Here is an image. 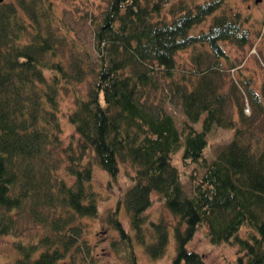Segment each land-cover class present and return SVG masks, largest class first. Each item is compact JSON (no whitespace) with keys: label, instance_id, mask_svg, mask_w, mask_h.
Here are the masks:
<instances>
[{"label":"trees","instance_id":"obj_1","mask_svg":"<svg viewBox=\"0 0 264 264\" xmlns=\"http://www.w3.org/2000/svg\"><path fill=\"white\" fill-rule=\"evenodd\" d=\"M221 2L103 0L91 14L87 47L69 33L53 0H0V233L38 228L13 239L12 264L77 263L88 246L82 216L97 212L93 162L110 182L121 163L132 168L124 167L128 182L104 215L130 244L129 264L136 260L118 218L121 203L151 257L162 253L171 230L166 264H209L187 244L201 223L211 242L235 244L225 264H264V79L258 89L234 68L224 41L245 44L250 30L246 16ZM210 13L205 27L193 29ZM185 47L187 63L178 66L174 52ZM82 80L83 94L72 88L66 114L74 128L63 144L59 91ZM166 102L179 105L180 127ZM213 124L233 132L206 159L201 151ZM177 148L192 164L188 192L171 162ZM151 193L168 217L147 214Z\"/></svg>","mask_w":264,"mask_h":264},{"label":"rangeland","instance_id":"obj_2","mask_svg":"<svg viewBox=\"0 0 264 264\" xmlns=\"http://www.w3.org/2000/svg\"><path fill=\"white\" fill-rule=\"evenodd\" d=\"M190 2V0H187ZM103 4V0H53V6L58 15L64 16L70 26L69 33L82 44L87 47L92 45L91 37V14L97 11ZM220 6L228 5L230 9H238L241 16H246L244 25L249 27L250 38L245 44H234L231 41L225 40L224 46L227 52L235 58L237 65L234 68H238L242 72L251 75V82L256 88H260V81L264 79V0H222ZM219 7V6H218ZM216 7L215 12L220 9ZM170 13V12H168ZM212 13L203 17L201 22H196L193 25V29L203 28L210 20ZM190 47L182 48L174 52L175 62L177 65L187 63L184 60L188 57V51ZM231 72H234L233 68H229ZM45 72H48L45 70ZM236 73V72H234ZM87 85L86 80L75 82L73 85H66L59 91L58 96L59 108L57 114L59 116V123L61 125L60 136H62V143L66 142L70 138V133L73 132L74 126L67 117V111L73 106V92L72 88L77 92L84 93ZM161 90L158 88L156 94H160ZM158 96V95H156ZM245 112L249 113L250 109L247 104L246 97ZM167 110L172 113V116L178 127L181 126L183 113L179 105L171 102L165 104ZM260 127L264 128V122L258 123ZM195 128L200 127V120H197L194 124ZM233 129L227 128L221 125L213 124L206 133V145L202 148V154L204 158L209 159L213 156L218 148L228 141L232 135ZM180 149H176L171 152V162L178 168L182 185L185 190L190 191V174L192 164L184 163L180 158ZM119 172L117 173L116 181H108L106 170L98 166L97 163H91V184L94 189L97 190V209L96 213L91 216H82V220L85 223V230L83 234L85 236L88 246L82 247L80 254H77L76 264H129L128 249L130 244L124 242L118 235L112 222H106L104 217L108 211L112 212L113 205L115 203V196L122 191L123 186L128 182L127 174L124 172V167H127L129 173L132 172V168L127 164H120ZM193 171L198 175L199 165ZM152 201L145 208L149 216L157 218L158 216L169 215V209L166 208L160 197H157L155 193H151ZM117 205V204H116ZM118 218L122 223L123 228L128 229L131 233V247L133 253H135L136 264H166L170 256L174 253V240L172 232L169 230L167 243L161 254L156 257H151L148 253H145L142 243L133 237V231L127 221L126 210H124L123 203L117 205ZM171 219L172 217L169 216ZM22 221V220H21ZM37 230L34 225H31L25 230L20 229L15 233L7 232L5 234L0 233V264H12V258L15 255V249L13 248V239L21 236L23 239L34 233ZM247 226H242L238 231L243 234ZM22 230V231H21ZM21 231V232H20ZM188 246L195 248L203 255L205 261L209 264H225L227 260H234L236 249L235 244H232L228 240L211 242L207 239L205 224L201 223L191 235Z\"/></svg>","mask_w":264,"mask_h":264}]
</instances>
